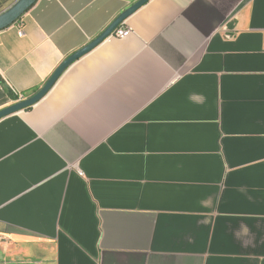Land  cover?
I'll list each match as a JSON object with an SVG mask.
<instances>
[{"label": "crops", "instance_id": "1", "mask_svg": "<svg viewBox=\"0 0 264 264\" xmlns=\"http://www.w3.org/2000/svg\"><path fill=\"white\" fill-rule=\"evenodd\" d=\"M137 1L39 0L0 32V111ZM124 27L0 120V264H264V0Z\"/></svg>", "mask_w": 264, "mask_h": 264}, {"label": "water", "instance_id": "2", "mask_svg": "<svg viewBox=\"0 0 264 264\" xmlns=\"http://www.w3.org/2000/svg\"><path fill=\"white\" fill-rule=\"evenodd\" d=\"M38 1L39 0H18L9 9L1 13L0 32L18 23L23 18V16L35 6ZM150 1L151 0H139L127 10H125L98 38L67 58L57 68V70L39 92L27 99L20 100L15 104L1 110L0 120L21 111L29 110L37 105L48 95V93L52 90L61 76L67 71V69L71 67V65L97 48L104 41L109 39L119 27H121L132 15H134L139 9H141Z\"/></svg>", "mask_w": 264, "mask_h": 264}, {"label": "built area", "instance_id": "3", "mask_svg": "<svg viewBox=\"0 0 264 264\" xmlns=\"http://www.w3.org/2000/svg\"><path fill=\"white\" fill-rule=\"evenodd\" d=\"M131 34V29L129 27H124V24L119 27L115 33L111 36L112 38H117V39H125ZM19 36L23 37L24 32L23 30H20ZM23 99V98H22Z\"/></svg>", "mask_w": 264, "mask_h": 264}, {"label": "trees", "instance_id": "4", "mask_svg": "<svg viewBox=\"0 0 264 264\" xmlns=\"http://www.w3.org/2000/svg\"><path fill=\"white\" fill-rule=\"evenodd\" d=\"M10 96H11L12 99L15 100V101H16V100H19V97H15V96H13L11 93H10Z\"/></svg>", "mask_w": 264, "mask_h": 264}]
</instances>
